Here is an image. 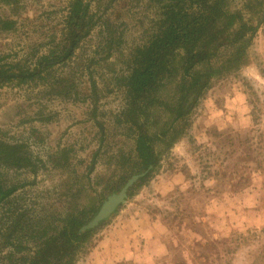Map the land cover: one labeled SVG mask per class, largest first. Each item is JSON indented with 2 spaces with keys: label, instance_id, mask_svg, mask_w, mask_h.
Listing matches in <instances>:
<instances>
[{
  "label": "rangeland",
  "instance_id": "1",
  "mask_svg": "<svg viewBox=\"0 0 264 264\" xmlns=\"http://www.w3.org/2000/svg\"><path fill=\"white\" fill-rule=\"evenodd\" d=\"M71 1L0 0V64L34 70L58 53ZM87 1L94 26L73 57L36 82L0 88V142L31 159L22 168L0 164V187L17 189L0 206V264H20L13 261L31 252L5 258L9 206L58 222L89 212L91 220L145 173L135 164L136 129L126 123V81L136 48L156 32L162 3ZM225 10L258 28L249 63L211 80L174 124L182 131L164 138L171 147L157 142L151 176L94 228L73 264H264V0H227ZM4 21L13 30H3ZM153 96L149 122L139 123L160 132L175 117L176 81Z\"/></svg>",
  "mask_w": 264,
  "mask_h": 264
},
{
  "label": "trees",
  "instance_id": "2",
  "mask_svg": "<svg viewBox=\"0 0 264 264\" xmlns=\"http://www.w3.org/2000/svg\"><path fill=\"white\" fill-rule=\"evenodd\" d=\"M154 1L162 3L163 11L154 35L146 44L136 48L133 55L131 73L126 81L130 106L124 111L126 123L136 129L135 164L138 172L146 173L142 181L148 179L158 166L157 142L167 149L171 147L172 142L164 138L169 133L182 131V126L176 129L174 124L188 114L195 99L207 89L211 80L237 72L249 63V49L258 29L248 27L240 13L229 14L225 10L227 0ZM90 7L87 0L71 1L60 51L42 57L39 69L23 70L18 65L0 64V88L13 83L26 85L36 82L42 79L43 74H49L55 65L71 59L94 26ZM1 28L13 30L14 22H1ZM218 57L221 58L215 62ZM169 81L172 84L176 81L179 93L175 117L160 132L152 131L139 120L144 117L149 122L147 109L158 103L153 95L163 91ZM192 95V104H188ZM21 148L0 142V164L15 168L26 166L31 159L20 151ZM16 190L0 187V206ZM9 208L12 225L2 235L4 248H11L5 256L8 261L30 250L13 262L73 264L81 243L88 240L95 230H82L92 220L88 218L89 212L84 218L66 214L58 222L52 218H38L35 213L14 205ZM90 211L93 214L97 212L96 209Z\"/></svg>",
  "mask_w": 264,
  "mask_h": 264
},
{
  "label": "water",
  "instance_id": "3",
  "mask_svg": "<svg viewBox=\"0 0 264 264\" xmlns=\"http://www.w3.org/2000/svg\"><path fill=\"white\" fill-rule=\"evenodd\" d=\"M262 22L264 21V14L262 16ZM194 96L192 95L189 99V103L193 101ZM146 173H140L132 176L126 184L120 189L118 193L112 194L109 196L106 201L102 204L98 213L94 216V218L86 224L82 230H92L99 226L100 223L106 221L110 217H112L117 210L126 203L128 199L129 190L140 181Z\"/></svg>",
  "mask_w": 264,
  "mask_h": 264
}]
</instances>
